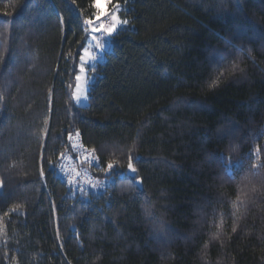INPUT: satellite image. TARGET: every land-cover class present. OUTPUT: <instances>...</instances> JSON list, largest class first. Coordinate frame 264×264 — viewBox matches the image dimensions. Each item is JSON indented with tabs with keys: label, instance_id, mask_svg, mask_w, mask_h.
Segmentation results:
<instances>
[{
	"label": "trees",
	"instance_id": "trees-1",
	"mask_svg": "<svg viewBox=\"0 0 264 264\" xmlns=\"http://www.w3.org/2000/svg\"><path fill=\"white\" fill-rule=\"evenodd\" d=\"M119 2L129 24L97 65L88 105L69 110L92 0H0V264H264V168L251 167L257 148L264 164V0ZM69 131L101 166L135 141L143 195L119 176L103 199L71 190L47 162L69 152ZM214 154L243 162L235 182ZM242 176L251 199L233 233Z\"/></svg>",
	"mask_w": 264,
	"mask_h": 264
},
{
	"label": "snow or ice",
	"instance_id": "snow-or-ice-1",
	"mask_svg": "<svg viewBox=\"0 0 264 264\" xmlns=\"http://www.w3.org/2000/svg\"><path fill=\"white\" fill-rule=\"evenodd\" d=\"M72 3L75 4L76 0H72ZM111 4L112 7L107 10H102L101 4ZM91 8L94 9L93 12L90 13L89 16L85 17L82 21V31L84 32V44L80 50L79 55V70L78 73L75 74V85L69 84L68 87L71 89L70 94V106L69 110H71V104L74 103L77 107H84L87 104L89 99L88 96V84L90 81V77L87 75L89 71L95 72L97 65L99 62L104 59V56L111 49V42L108 39L109 37H113L114 35H118V30L124 28L129 24L127 19H122L120 16L121 5L119 0H92ZM7 15V13H5ZM61 25H63V17L59 18ZM226 43H230V41H226ZM238 52L243 53V48H238ZM69 56L72 53L68 54ZM225 53H219L218 58L216 59V63L222 64L224 62ZM239 68L238 64H233L232 70L235 71ZM243 71V69H239ZM225 75L224 71H220L219 74L210 82L209 87L215 88L218 86L220 82V78ZM0 90V101L4 98V91ZM52 95L53 90L51 88L48 89V111L51 112V104H52ZM234 131V129H233ZM50 133L49 127V116H45L43 119V126L40 129V140H41V148L44 149L47 143H51L52 141L48 139ZM67 141L71 147L72 152L76 153L75 162H73V157L68 155V147H65L64 152H60L57 156V161H68L70 162L68 165L64 163H57V161H53L48 159V164L52 166L53 164L59 168L60 172L64 174L67 183L71 190L79 191L83 194H87L88 189H93L99 193H102L100 196L101 199L104 198V194H107L113 188H115V181L112 179L113 176L121 177L122 184L123 181H127V184L122 187V190H131L134 189L143 195V180L139 176V170L136 167V164L141 162V157L138 155H134L137 151V143L134 141L131 146L125 150L119 146H113V150L111 152L110 159H107L104 162V165L101 166V159L98 155L96 148H87L83 145L80 140L81 134L79 131L75 132H67ZM137 136H139V132H137ZM56 140H62L63 137H56ZM256 160L252 163L251 167L253 169L256 168H264V164L259 162V152L260 149L256 150ZM121 157H124L121 159ZM212 159L216 161L222 168L224 175L231 181H236L237 177L235 172L240 171L243 168V162H239L236 165L231 163L230 157H225L223 154H214ZM41 168H40V177L44 178V169L43 163L45 161V153L41 151L40 156ZM126 164L127 173L121 172L120 168ZM17 166V162L13 161L9 167L15 168ZM70 169V170H69ZM89 169H94L97 172H101L104 174L103 179H99L90 174ZM235 169V172H234ZM251 175H259L258 172H252ZM247 180L246 176H242L240 183L243 184V187H240L237 195L234 199H232L230 203L231 208V216L233 219V226L231 231L235 233L237 231V224L240 220L243 213L247 210V205L250 202V194L247 190V185L244 182ZM4 187L3 180H0V190ZM255 191V189H252ZM90 206V202H89ZM109 208L111 204L108 205ZM11 211L16 212L17 209L13 208ZM75 211V210H74ZM22 214V213H18ZM5 216L8 215L6 212ZM225 213H219V222L216 224L217 232L214 234L213 239H219L223 234V226H224ZM2 231V228H0ZM5 243L7 241L5 240ZM83 246V245H81ZM12 264H18L16 258H12Z\"/></svg>",
	"mask_w": 264,
	"mask_h": 264
},
{
	"label": "rangeland",
	"instance_id": "rangeland-1",
	"mask_svg": "<svg viewBox=\"0 0 264 264\" xmlns=\"http://www.w3.org/2000/svg\"><path fill=\"white\" fill-rule=\"evenodd\" d=\"M101 7H102V10H107V9H109V6L108 5H105V4H101ZM123 29V28H122ZM121 30V29H120ZM119 31V30H118ZM113 37H109L108 39L110 40V42H111V39H112ZM112 49H113V44H112V42H111V49H110V51L109 52H111L112 51ZM108 52V53H109ZM106 56V55H105ZM105 56H104V59H102L99 63H103L104 62V60H105ZM77 69L79 70V61H78V64H77ZM78 73V72H77ZM87 75L90 77V81H89V84H88V90H89V86H90V84L94 81V79H95V74H94V72H91V71H89L88 73H87ZM75 83H76V81H75ZM88 105V101H87V104L84 106V107H86ZM0 192H1V190H0Z\"/></svg>",
	"mask_w": 264,
	"mask_h": 264
},
{
	"label": "built area",
	"instance_id": "built-area-1",
	"mask_svg": "<svg viewBox=\"0 0 264 264\" xmlns=\"http://www.w3.org/2000/svg\"><path fill=\"white\" fill-rule=\"evenodd\" d=\"M67 154H68V155H71V156L73 157V162H75V157H76L77 154L74 153V152H72L71 147H70V150H69V152H68ZM61 163H64V164L68 165L70 162H68V161H61ZM69 170H70V169H69ZM57 175H58L63 181L67 182V180H66L64 174L61 173L60 170H58ZM88 190H93V189H90V188H89Z\"/></svg>",
	"mask_w": 264,
	"mask_h": 264
},
{
	"label": "water",
	"instance_id": "water-1",
	"mask_svg": "<svg viewBox=\"0 0 264 264\" xmlns=\"http://www.w3.org/2000/svg\"><path fill=\"white\" fill-rule=\"evenodd\" d=\"M127 173V172H126Z\"/></svg>",
	"mask_w": 264,
	"mask_h": 264
}]
</instances>
